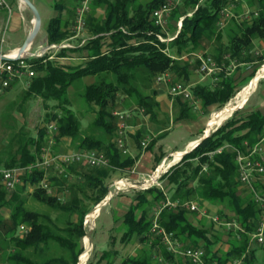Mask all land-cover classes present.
I'll use <instances>...</instances> for the list:
<instances>
[{"label": "trees", "instance_id": "16d2710c", "mask_svg": "<svg viewBox=\"0 0 264 264\" xmlns=\"http://www.w3.org/2000/svg\"><path fill=\"white\" fill-rule=\"evenodd\" d=\"M164 1L93 0L86 16L88 38L80 48H62L53 58H48L46 54L29 60L33 64L35 74L27 83L25 95L40 96L47 108L50 107L47 103L49 101L54 103L51 108H60V113H53L49 119V122L57 124L54 137L57 144L60 139L69 137L75 150L103 151L109 159V165L88 169H83L84 165L79 163L65 166V173L73 176L72 179L58 176L52 171L49 180L55 194H49L40 185L44 172L37 168L25 173L22 186H18L15 191H7L0 183V207L12 206L9 219L12 225L6 232L13 231L20 225L27 226L22 237L11 235L13 244L9 246L11 250L6 255H2L3 250L0 247V264H77L78 256L82 252L80 244L87 235L83 225L84 216L107 193L106 179L111 173L131 168L138 157L128 152L123 153L122 149L115 145L117 116L114 117L112 113L110 101L121 89L127 99H133L134 103L145 109L150 121H157L154 109L157 103L151 102L134 87L128 86L136 69L143 68L152 75L174 70L187 79V64H180L176 56L199 48L204 40L217 41L208 54L213 55L212 58L216 62L219 63L224 54L228 53L231 59L246 63L252 61V40L256 37L264 38V0H246L248 6H254L258 11V16L251 22H237L232 18L222 29L217 28L219 11L230 0H183L185 9L189 10L191 15L185 14L181 28L172 40L168 43L162 42L157 37L160 29L150 14ZM79 2L80 0L54 2V12L46 24L48 43H58L71 36L73 21L70 26L69 23L72 17L74 19V10ZM241 10L242 8L238 7L236 12ZM223 33L228 37L226 45L218 43ZM74 49L86 50L82 62L70 65L58 60L67 53V56H70L69 51ZM196 62L199 64L201 61ZM110 75H115V81ZM85 76L94 77V81L83 86L81 96L87 106L96 107L92 125L103 131V138L83 134L79 118L69 107L70 100L66 94L74 83ZM237 91L233 81L226 78L222 71L220 80L214 87L197 84L192 88L193 94L200 99L204 107L215 104L221 108ZM176 97L181 99L179 95ZM183 102L174 120L191 116L190 104ZM235 115L234 112L223 124L210 131L208 136L184 153L181 160L162 175L161 179L167 181L164 189L152 185L146 189L135 190V197L122 215L121 225L115 226V229L123 228L120 243L127 242L132 236H139V240L144 242L147 248L141 249L137 254L123 257L119 264H193L179 254L169 251L162 243L161 237L151 232L155 210L166 200L167 193L170 194L171 200L204 199L210 203L223 204L232 210L234 215L226 217L220 211L219 218L226 220L224 225L226 222H234L238 226L226 231L233 236L229 240V250H213L211 246L218 241L220 234L217 231L213 233L212 226L193 225L187 218L186 209L168 205L159 210L156 219L174 238L185 245L202 247L206 263L228 264L242 257V264H254V252L249 251V243L264 214V206L256 201L251 193L249 196H242L243 190L239 188L240 183L237 180L235 149L236 152L249 153L259 142L264 134V112L255 110L243 117ZM44 135L45 131L40 133L39 138L27 136L25 142L19 143L10 159L5 162V167H26L35 163L44 142ZM135 141L140 146V131L135 134ZM155 141L149 144V148ZM160 159L157 158V161ZM26 184L34 186L31 195L35 200L56 213L75 216L76 219L69 218L63 226H57L46 214L27 208L25 200L20 197V191L24 190ZM253 185L256 192L264 197V184L254 181ZM62 191H68L67 201H61L58 193ZM0 223H3L1 218ZM113 239L114 236L109 249L101 253L96 264H102L103 261L104 264H113L119 256V249L114 248ZM50 241L69 250V257L58 256L37 261L28 254L30 249L35 252ZM86 264L92 263L89 260Z\"/></svg>", "mask_w": 264, "mask_h": 264}, {"label": "rangeland", "instance_id": "374dc122", "mask_svg": "<svg viewBox=\"0 0 264 264\" xmlns=\"http://www.w3.org/2000/svg\"><path fill=\"white\" fill-rule=\"evenodd\" d=\"M32 1V0H31ZM141 2H144L146 0H140ZM33 2V1H32ZM34 5L36 6L40 18H41V24L38 32L34 36V40H32L31 44L29 45L28 49L30 52L36 53L37 51L41 50L42 47H45L47 44V32L45 29L47 20L51 17V14L53 12V8L46 2V1H35ZM246 0H241L240 4L242 5L246 4ZM239 4V5H240ZM186 5H184L183 1H181L178 5H175V7L172 10V13L170 15V18L167 21V28L166 33L169 35H172L176 31L175 29H179L178 21L181 18H184V8ZM15 9V7H14ZM184 15V16H183ZM188 15V14H187ZM191 15V14H190ZM73 18V17H72ZM7 20V12L4 10H0V51L1 52H9L11 51L10 42H18L20 39V36L18 34L12 33L8 30L7 26H5V21ZM172 20V22H170ZM183 20V19H182ZM72 32V30H71ZM262 39V40H261ZM258 38L255 39V44L252 48V59L253 62L249 63L247 66L248 69L250 68V75L244 79L241 84V89L237 91V93L230 99L225 106H227L229 103H235L238 101V93L242 90H251L254 89L253 95L249 98V103L247 107L250 106H257L262 102V88L264 85V71H262V66L264 65V46H262L260 43H264V38ZM223 41L226 42L227 36L225 33H223L221 40L218 41V43L222 44ZM80 41L81 38H73L70 43H72L73 47H76L77 50L80 48ZM217 41H208L204 40L201 44V46L195 50L183 52L181 55L176 56L177 60H179V63H186L188 73H190L189 78L186 79L183 75L177 74L174 70L169 71V76L173 77V82H180L185 85H191L190 80L195 81L197 79V75H192L193 70L197 69L196 64V52L199 51H207L210 53L212 46ZM69 51L70 52H76V50ZM68 54V53H67ZM66 54L65 57H68ZM213 56V55H212ZM75 57H80L79 54H75ZM60 62H66L65 59H62L61 57L58 58ZM78 62H81L80 59H74L71 61H67V63L70 65H74ZM251 62V61H250ZM72 63V64H71ZM222 63H218V66H221ZM228 65L229 62H224V65ZM222 71H226V67L222 66ZM220 71V70H219ZM218 72V70H217ZM260 72L259 75H257ZM195 73V72H193ZM158 75H152L147 70L143 68H138L134 71L133 77L129 80L128 86H132L135 88L136 91H138L141 95L146 96L147 99L151 100V102H156L157 105H154V109L156 111V117L157 121L153 122L152 120H149L148 115L145 112V109L136 103H134L133 99H127L125 93H123V90L120 89V91L116 94L115 98L110 101V107L112 109V113L114 117L116 116L114 112L116 111H123L124 113L128 114L126 118V126L127 129L128 126L132 124H141V127H139L140 131V141L144 138L146 139L145 135L148 133L146 129H144L143 124L145 122H152L156 124L159 129L161 130V133L157 135V137L150 136V140L148 141L149 145L152 141H155V144L153 145L151 149H147L143 153H141L140 158L147 157L151 158L152 162L154 153L160 148V151L163 155L169 156L171 151L179 150L180 148L183 149L191 138L194 136H197V133L194 132L193 127L196 125V121L194 119L191 120H181L177 119L176 116L179 114V111L181 109V104H183V100L179 99L176 96H172L169 92L168 100L170 101L171 105L169 107V110H164L160 106V103L156 100V95L158 93V83H165L166 89L168 91V87L170 85V81L167 79L166 81H157ZM192 77V79L190 78ZM257 76V77H256ZM111 79L115 81V75H110ZM256 77V81L254 84H252V79ZM94 77L92 76H85L79 79L76 83H74L73 86L70 87L68 91V99L70 100L69 107L73 110L75 115L80 120V129L83 134L87 135H93L96 137L103 138L104 133L103 131L92 125V121L94 119L95 115V109L96 107H89L83 102V98L81 96L82 88L84 85L91 83ZM24 81L25 89H22V80H19L20 84H17V86L10 90L9 95L3 96L2 99H0V169L6 168L5 162L8 161L12 155V153L15 151L19 143L25 142V138L27 136H33L35 138H39L40 133L45 131L44 135V142L42 146H45L47 144V132L45 130V124L49 123V119L53 116V113H60V108H51V106L54 104L53 102H47L50 107L47 108L44 104L43 98H40V96H26L25 91L27 88V81ZM248 84V85H247ZM244 86V87H243ZM246 87V88H245ZM234 100V101H233ZM186 105H189L185 102ZM223 106L222 109L225 107ZM217 110L215 112L221 111ZM191 111L193 113V118L200 117L201 115L205 114L206 111L203 110V106L200 104L197 106H191ZM214 112V113H215ZM214 113H211L210 115L207 114V118L210 119L214 115ZM225 117H228V115H225ZM224 117V118H225ZM222 119V121L224 120ZM115 122L118 127V121L115 117ZM208 123V122H207ZM170 127V128H169ZM207 127V126H206ZM216 126H213L211 130L215 129ZM124 128V129H125ZM169 128V130H168ZM206 129V128H205ZM137 131V130H136ZM113 135V134H112ZM125 135V134H124ZM159 136V137H158ZM113 137V136H112ZM111 137V139H112ZM67 141V144H65V140ZM133 140L132 136H129V141ZM69 137H65L60 139L59 143L56 145L55 150L65 151V146L67 147L69 145ZM134 143V142H133ZM137 144V142L135 143ZM145 147H148V146ZM140 151H142L141 146L138 148ZM41 151V150H40ZM75 151V150H74ZM40 153V152H39ZM140 155V154H139ZM172 158L171 156H169ZM17 167V166H15ZM83 169H88V166L85 167V165L82 167ZM128 170V169H126ZM131 172L132 169H129ZM120 172V173H118ZM52 171L48 172L46 175V178L49 180V177L52 175ZM130 174V173H129ZM129 174L125 175L122 171H114L111 173V175L106 179L107 186L114 180L120 177L129 176ZM25 175V174H24ZM21 175V180L23 181V176ZM73 178V176H72ZM71 178V179H72ZM24 182V181H23ZM22 183V182H21ZM18 184L14 191L18 188V186H22V184ZM138 184V183H136ZM34 186L32 184H26V187L24 190L20 191V197L23 195V199L25 200V206L29 209H33L36 211H39L42 214H46L50 219L54 220L56 222L57 226H63L65 224V221L69 218L76 219L75 216H69L67 214L63 213H56V211L51 210L46 205L38 202L33 198L31 195V192L33 191ZM137 189V188H136ZM134 189V190H136ZM139 190V188L137 189ZM13 191V192H14ZM129 192V191H128ZM60 196V199L62 202L67 201L69 193L68 191H62L61 193H58ZM134 192H129L126 195H122V192L113 196L111 201L101 206L99 209L97 215L93 218L90 224L86 226V233L90 238V247L86 249V245L84 243V237L82 239V242L80 246L82 247V252L86 249L88 251V257L86 259V264L89 260L92 264H96V261L98 258H100V253H102L104 250L109 249L110 247V241L112 237L114 236V248L119 249V256L114 260L113 264H119V261L121 258L127 256V255H134L141 251V249L147 248L146 244L144 242H140L139 236H132L130 240H128L125 245H120V237L123 231V228L119 229L115 226L121 225V215L120 212L125 207L126 201H131L133 199ZM194 203L199 204V200H192ZM9 207V205H5ZM12 207V206H11ZM94 206L92 207V209ZM189 215V214H188ZM217 215V214H213ZM212 216V215H211ZM219 217V215H217ZM118 218V221H115V219ZM220 222H214L211 221V225L213 226H223L225 220H222L219 218ZM44 221L45 218H43ZM7 223V222H6ZM213 223V224H212ZM12 224L8 222V224L0 223V247L2 248L3 252L2 255H6L11 248L13 241L11 240V235H15L17 237H22L24 234V231L20 229V227H16L13 229V231L6 232L7 228L10 227ZM25 228L27 227L24 224ZM93 227V228H92ZM81 252V253H82ZM33 259L37 261H43L45 259L54 258L58 256H66L69 257V250H66L65 248L59 246L55 242H47V244L41 246L39 250L33 252L31 249L28 252ZM121 257V258H120ZM79 259V256H78ZM257 262V261H256ZM1 263V259H0ZM105 261L102 262L104 264ZM264 264V263H260Z\"/></svg>", "mask_w": 264, "mask_h": 264}, {"label": "built area", "instance_id": "2783aa9c", "mask_svg": "<svg viewBox=\"0 0 264 264\" xmlns=\"http://www.w3.org/2000/svg\"><path fill=\"white\" fill-rule=\"evenodd\" d=\"M93 0H80L79 4L76 6L74 10V19L71 25L72 37L81 38L80 45H82L86 38H88L87 30H86V16L90 11V4ZM183 0H165L163 3L159 5V7L152 10L150 16L156 26L159 27L160 32L157 33V37L160 41L168 43L172 40L176 35H168L166 34L167 28V19L169 18L172 9L175 5H178ZM241 2V0H230V2L220 9L219 18L217 21V28H223L227 22L232 19H240L247 22H251L254 17L258 16V11L256 9H246L241 12H236L237 5ZM0 8L11 10L9 0H0ZM191 14V13H190ZM190 14H188L190 16ZM181 18L178 21L179 29L182 25ZM177 34V33H176ZM73 45L66 40H63L58 43H48L45 47H42L41 50L36 53L30 52L27 49L25 52L21 54L12 53H1L12 57L11 60H0V93L5 91L8 86L17 81V80H25L29 81L35 74L34 68H29V60L33 58L42 57L44 55H48V58L55 57L56 53L60 49L64 48H72ZM199 67L198 70L201 73H217V70L221 69L220 66L217 65L216 61L212 58V56L208 54H199L198 55ZM18 64H25V72H18ZM264 66V65H263ZM262 66V67H263ZM168 72H164L157 76V81H166L167 79L170 81L169 93L172 96H178L183 100L190 104V106H196V99L192 94V91L188 85H185L180 82H173L172 76H169ZM114 114L119 119V126L117 129V135L114 138L115 145L122 149L123 153H127V148L125 144V137L123 135V129L126 126V118L128 114L123 111H116ZM45 130L47 132V144L41 147V151L39 153L38 158L35 163H32L26 167H11V168H3L0 169V183L7 191H12L15 187L23 182L21 180V175H24L26 172H29L32 168H37L44 172V178L40 180V185L47 190L49 194H55L54 188H52L50 180L46 178V175L50 171H54L58 176L63 175L68 179H71L72 176L65 173V166L70 164L79 163L88 167H105L109 165V159L105 155L103 151L100 150H75L71 152H65L60 150H55L56 148V138L55 135L57 133V124L56 122H49L45 124ZM146 139H144L141 144L142 146L146 145ZM264 142V137L260 139L258 143H256L250 150L249 153L244 152H236L235 149V161L237 163V180L240 185L245 187V189L253 195V198L258 201L262 206H264V197L256 192L253 187L254 181L259 177H264V160L259 155L260 152L263 151L262 144ZM164 157L153 169V171L145 177L140 182L131 181L128 176L120 177L114 179L107 188V193L105 196L98 202V204L94 205V208L84 216L83 225L86 228L88 224L91 223L94 215H96L101 208L108 204L110 199L121 192L128 191L132 188L146 189L150 186L160 185L159 181L162 175L168 171V169L172 166L170 161L173 160L174 155ZM180 160V158L178 159ZM133 171V170H131ZM139 183V184H136ZM173 206L180 207L182 209H186L189 212H200L205 214V210L199 207L198 203H194L193 201H180V200H171L166 198L164 202L155 210L154 218L152 221L151 232L156 233L161 237L162 243L167 247V249L173 253L179 254L184 257V259L189 260L193 264H216L206 263L204 260L205 252L202 247H193L189 245H185L181 243L178 239L174 238L171 232L166 231L162 228L157 222V215L159 210L165 206ZM97 209L96 213L90 217V214ZM212 220L215 222H220L219 217L217 215L211 216ZM225 225L227 228H238V226L234 222H226ZM20 229L26 231L24 225H20ZM252 239L256 240L258 243L264 242V216L261 218L256 232L252 235ZM159 261L160 258H159ZM230 264H242V257L234 259Z\"/></svg>", "mask_w": 264, "mask_h": 264}, {"label": "crops", "instance_id": "0c3cea01", "mask_svg": "<svg viewBox=\"0 0 264 264\" xmlns=\"http://www.w3.org/2000/svg\"><path fill=\"white\" fill-rule=\"evenodd\" d=\"M32 1H33L34 4L37 3V2H35L37 0H32ZM38 1H40V0H38ZM41 1H46L53 8L54 2L56 0H41ZM9 3H10V7H11V10L10 11L8 9L5 10V9H2V8H0V10L2 9L5 12H7V20L5 21L6 22L5 23V26H7L8 30L10 32L15 33V34H18L20 36V39L18 40V42H13V43L10 42L9 43L10 44V47H12L11 48V51H9V52H1L0 51V53H12V52L17 51V49L22 45V43L26 39L27 35L31 31L32 27L34 26L33 25L34 16H33V13H32L33 11H31L30 8L24 2H22L21 0H9ZM242 4L243 3H241L240 5H238L239 8L240 7L242 8L241 11L246 10V9H255L254 6H248L247 4H245V5H242ZM14 7H15V9H14ZM184 11H185V14H190L189 13V10H186L185 8H184ZM241 11H239V12H241ZM53 12H54V9H53ZM53 12H52V14H53ZM171 13H172V11H171ZM169 18H170V16H169ZM168 19H167V21H168ZM234 19L237 22L244 21V20H240V19H236V18H234ZM230 20L228 22H230ZM72 21H73V18L70 19L69 26L71 25V22ZM47 22H48V20H47ZM170 22H172V20ZM228 22H227V24H228ZM45 29H46V26H45ZM175 30H176L175 33H173L172 35H176V33L178 32L179 29H175ZM72 35L73 34H71V36H69L66 39V41L69 42L73 38H76V37H72ZM255 39L256 38H254L252 40V48H253V45L255 44ZM222 42H223L222 43L223 45H226L228 43V37H227L226 42L223 41V40H222ZM260 44L262 46H264V43L261 42ZM252 48H251L250 55L252 53ZM85 53H86V50H80V51L78 50L76 52H71L69 54L70 56H68V57H61V58L66 60L65 63H67V61H71V60H74V59H80L81 62H82L83 59H84L83 56L85 55ZM75 54H79L80 57H75ZM199 54H209V53L206 50L205 51L196 52L195 53V55H196V61L199 60L198 59V55ZM251 57H252V55H251ZM224 62H227V63L229 62V64L228 65H226V64L224 65ZM252 62H253V60L251 62H246V63H244V62H238L235 59L234 60L231 59L230 54L226 53L221 58V60H220L219 63H222L221 66H220L221 68H222V66H224V67H226L227 70L226 71H222L221 69H219L220 71L218 70L217 73H210V74L201 73L198 70L199 64L196 62L197 69L193 70V72H195V73L192 72V75H197V79L195 81L190 80V82H191L190 84L191 85H188V86L190 87L191 91H192V88L195 85H197V84L206 85V86H208L210 88L211 87H214L216 85V82L220 80V72L222 71L223 72V75H225L226 78H229V79H231L233 81V84L235 86V89L236 90H239V89H241V86L239 84H241V82H243L244 79L246 77H248V75H250V73H251L250 72L251 71L250 68L248 69L247 66L249 65V63H252ZM78 63H80V62H78ZM170 71H172V70H170ZM166 72H169V71H166ZM189 75H190V73H188L187 79L189 78ZM173 77L174 76L172 75V79H173ZM192 77L190 76L191 79H192ZM165 83H158L159 85L157 87L158 88V93L156 95V100H157V102L160 103V105H161L160 107L162 109L169 110V107L171 105L170 101L168 100V95H167V93L169 92V87H168V91H167L166 84ZM17 84H20L19 80L13 82L10 85V87L8 86V88L5 91H3L2 93H0V99H2L3 96L9 95L10 90L14 89L17 86ZM21 85H22L21 86L22 89H25V85H24V81L23 80H22V84ZM253 90L254 89L252 88L249 91V93H247V95H246V98L247 99L245 98V100H244L243 103L238 104V106L235 107V110H232L228 114V117H225L223 121H221L219 124H217L215 126L218 127L221 124H223V122L227 118H229L234 112L236 113L235 117H243V116L247 115L248 113H250L252 111H255V110H259L261 112H264V85H263V88H262V93H263V96H262V99L263 100H262V102L259 105H257V106L247 107L248 106V103H249V98L254 94L253 93L254 92ZM192 94H193V92H192ZM193 96H194V99L197 100L196 101V103H197L196 106L198 107L201 104V101L194 94H193ZM230 99H232V98H230ZM220 109H222V106H221V108H219L215 104L209 105L207 107H204L203 106V110L206 111V113L203 114V115H201L200 117L193 118V113L191 111V116L190 117H188V118H180L181 120H191V119H194L196 121V125L193 127V129H194V132L197 133V136H194L193 138H191L190 140H188V142L186 143V145H185V147L183 149L180 148L179 150L171 151L169 156L174 155L176 152H180V153L183 154L186 151L191 150L192 147L194 146V144L197 143V141H199L205 135L204 134L205 128L208 127L209 121H210V119L207 118V114L210 115L211 113H214L215 111L220 110ZM117 121H118V126H119V119H118V117H117ZM143 126H144L143 128L148 131V133L145 135L146 140H147L146 141V145H147L148 144V141L150 140V136L157 137V135L161 133V130L159 129V127L156 124H154L152 122H148V123L145 122L143 124ZM139 127H141V124H132V125L128 126L127 129L126 128L123 129V135L125 134L124 135V137H125V144H126V148H127L128 153H130L132 156L138 155V157H137V159L135 161V164L131 168H129V169H132L133 171L129 172L130 170L128 169V170H124L122 172L125 175L126 174L128 175L130 173L128 177L131 179V181H134V182H140V181H142L145 177H147L153 171V169L155 168V166L164 157H166V155H163L161 153L160 148H159L158 149V152L156 151L154 153V156H153V160L154 161L153 162H152L151 158H147V157H144V156H143V158H140L141 153H143L147 149H151L154 146H152L151 148H149V145H147L148 147H145L146 145L145 146H142L141 142L145 139L144 138L143 140L140 141V146H141L142 151H140L138 149V148H140V146L138 144H135L136 143V141H135V134L139 131L138 130ZM169 128H168V130H169ZM213 130H210V131H213ZM129 136H132L133 137V140L132 141H131V139L129 141ZM262 137H264V134H262L261 138ZM67 141L68 140H65V144H67ZM68 143H69V145L67 147L65 146V150H68V152L74 151L75 149L72 147L71 139L70 138H69V142ZM262 147H263V151L260 152L259 155L264 160V142L262 144ZM157 158H161L160 161H157ZM176 162H179V160H177ZM176 162H173L172 165L174 163H176ZM119 171H121V170H119ZM118 173H120V172H118ZM255 181L256 182H260L261 184H264V177H259ZM159 183H160V185H157V186L159 188L164 189V187L167 184V181L165 179H160ZM239 188L243 190L242 191V196H249L250 193L245 189V187H243L242 185H239ZM134 189H136V188H132V189H129L128 190L129 192H134L133 198L135 197V190ZM128 191L122 192V195L128 194L129 193ZM23 196H22V198H23ZM167 198L171 199L169 193H167ZM111 199H110V201H111ZM132 200L133 199H131V201H126V203L124 205L125 207H123V209L120 212L121 217L128 210V208H129L128 205L131 204ZM198 202H199V207L202 208L203 210H205L206 213L205 214H202L200 212H189L188 211L186 213L188 220L193 225L198 226V227H201V226H203V227L212 226L213 233H215L217 231L220 234V238L218 239V241L215 244H212V246H211V248H213V250H219L220 252L221 251H227V250H229L230 247H231V245L229 243V240L231 238H233V236L232 235H229L226 232L227 229H228L227 226L226 225H223V226L221 225V226H218V227L217 226H213V225H211V221L210 220L212 219L211 218V215H213V214L219 215L220 211H222V213H224L226 217L233 216L234 215V212L232 210L228 209L223 204L212 203V202L210 203L209 201H206L204 199H199ZM11 211H12L11 206H9V207H7V206L0 207V218L3 219V223L4 224H8V222L10 223L9 219H10ZM96 215H94V217ZM263 216H264V214L262 215V217ZM223 220H225V219H223ZM118 222H119V220H118ZM85 236H87L89 238L88 235H85ZM89 241H90V238H89ZM125 244H127V243L126 242L120 243V245H122V246L125 245ZM250 250L254 252V257H255L254 258V264H260L261 262L264 263V245H263V242L262 243H258L256 240L254 241V239H252V236H251L250 243H249V251ZM120 261H119V263H120ZM228 264H230V263H228Z\"/></svg>", "mask_w": 264, "mask_h": 264}, {"label": "bare ground", "instance_id": "6f19581e", "mask_svg": "<svg viewBox=\"0 0 264 264\" xmlns=\"http://www.w3.org/2000/svg\"><path fill=\"white\" fill-rule=\"evenodd\" d=\"M16 52H12V54H15ZM18 72H25V64H18ZM29 68H33V64L29 61ZM262 71H264V66L262 67ZM260 72L257 74L259 75ZM257 77V76H256ZM256 77L254 79H252V84L255 83L256 81ZM257 83V81H256ZM248 85V84H247ZM244 87V86H243ZM246 88V87H245ZM250 90H242L238 93V101L235 103H229L227 106H225L221 111L215 112L214 115L212 117H210V121H209V125L208 127L205 129L204 134H208V132L211 130V128L217 124H219L222 119L225 117V115H228L232 109H234L235 107L238 106V104H241L244 102L247 93H249ZM246 93V94H245ZM247 99V98H246ZM234 101V100H233ZM210 133V132H209ZM191 144V143H190ZM195 145V144H194ZM240 152V151H237ZM181 155L182 153L180 152H176L174 154L173 160L170 161L171 163L176 162L179 158L181 160ZM139 184V183H138ZM97 209H95L91 214L90 217H92L95 213H96ZM84 243L86 245V249H88L90 247V241L89 238L87 236H84ZM91 248V247H90ZM84 250L80 255H79V264H84V262H86L88 255V251Z\"/></svg>", "mask_w": 264, "mask_h": 264}, {"label": "water", "instance_id": "95a60500", "mask_svg": "<svg viewBox=\"0 0 264 264\" xmlns=\"http://www.w3.org/2000/svg\"><path fill=\"white\" fill-rule=\"evenodd\" d=\"M21 1L24 2L30 8L31 11H33L32 13H33V16H34V20H33V25L34 26L32 27L31 31L27 35V37L24 40V42L22 43V45L17 49V54H21V53L25 52L28 49V47L31 44L32 40H34L33 38L36 35V33L38 32V30L40 28V24H41L40 14H39L36 6L34 5V3L31 0H21ZM11 59H12V57L0 53V60H11ZM232 110H235V108L232 109ZM209 134L210 133L208 132V134L204 135L201 139L205 138ZM201 139L199 141H197V143H195V145L192 147V149L201 141ZM186 152H188V151H186ZM183 154L181 155V157L183 156ZM77 264H79V261L77 262Z\"/></svg>", "mask_w": 264, "mask_h": 264}]
</instances>
